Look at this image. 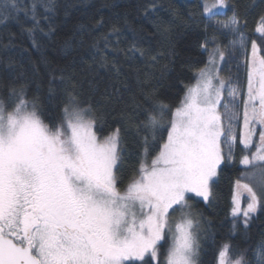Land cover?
<instances>
[{"label":"snow or ice","instance_id":"obj_1","mask_svg":"<svg viewBox=\"0 0 264 264\" xmlns=\"http://www.w3.org/2000/svg\"><path fill=\"white\" fill-rule=\"evenodd\" d=\"M199 7L193 23L209 34L200 45L204 66L174 104L156 89L143 102L132 97L116 113L123 127L110 125L103 106L63 75L50 117L22 78L0 84V264H204L207 227L194 204L212 205L226 170L236 173L233 228L238 218L247 228L264 213V13L249 42L247 19L232 0H201ZM54 10L55 0H0V24L22 13L32 21L31 35ZM112 34H119L115 25ZM104 39L106 52L111 35ZM129 51L145 54L136 45ZM105 52L93 56V71L118 78L120 66ZM240 54L235 74L223 76L221 65ZM98 77L88 81L91 90ZM48 95L50 103L57 96L51 83ZM101 98L120 104L123 96L114 83ZM128 129L140 149L125 178ZM214 264H264V241L251 258L247 249L219 244Z\"/></svg>","mask_w":264,"mask_h":264},{"label":"trees","instance_id":"obj_2","mask_svg":"<svg viewBox=\"0 0 264 264\" xmlns=\"http://www.w3.org/2000/svg\"><path fill=\"white\" fill-rule=\"evenodd\" d=\"M27 2L30 0H21L22 4ZM200 3L201 0H55L54 12L47 14L50 19L40 20L43 31L37 29L31 35L28 29L32 27V21L21 13L19 19L0 24V84L22 78L29 95L39 98L45 117H50V110L56 107L60 89L64 86L60 80L63 75L65 80L75 81L87 98L103 106L109 113L110 125L123 127L116 113L132 97L143 102V97L156 89L161 99L174 104L183 94L185 84L192 81L193 70L204 66L207 56L200 45L209 34L202 25L193 23L200 18ZM232 3L236 12L247 19V25L243 27L245 38L249 42L256 39L259 34L255 27L264 13L261 0H232ZM231 15L228 11L227 16ZM113 25L119 29V34H112ZM108 35H111V44L105 52L104 37ZM221 43L227 44L228 40L222 39ZM133 45L143 49L145 54L141 56L136 52L133 55L129 51ZM98 49L105 52L109 63L118 62V78L103 69L93 71V56ZM9 58L13 62L11 67L5 64ZM243 60L240 54L224 64L222 75L235 74L236 65L242 64ZM97 71L98 88L91 90L88 81ZM50 83L57 90L51 103ZM114 83L121 89L123 99L120 104L101 98L105 89L111 92ZM125 140L127 155L123 175L127 178L136 164L140 137L134 129H128ZM235 176L233 170L221 174L211 206L202 201L194 204L203 214L207 227V238L201 236L204 264H214L216 246L224 242L247 249L251 258L252 251L264 241V213H257L247 228L243 219L238 218L233 228L230 210Z\"/></svg>","mask_w":264,"mask_h":264},{"label":"rangeland","instance_id":"obj_3","mask_svg":"<svg viewBox=\"0 0 264 264\" xmlns=\"http://www.w3.org/2000/svg\"><path fill=\"white\" fill-rule=\"evenodd\" d=\"M221 67H223V65H221ZM246 198H247V194L245 193V194H243V200H246ZM245 206H246L245 203L242 201L241 207L243 208Z\"/></svg>","mask_w":264,"mask_h":264}]
</instances>
